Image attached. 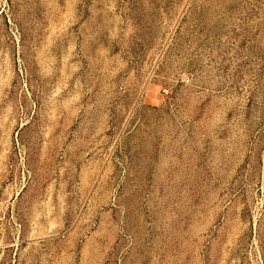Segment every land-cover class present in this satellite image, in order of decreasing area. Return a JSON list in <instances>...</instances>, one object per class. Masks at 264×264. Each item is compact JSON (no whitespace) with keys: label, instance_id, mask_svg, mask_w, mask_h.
Returning a JSON list of instances; mask_svg holds the SVG:
<instances>
[{"label":"rangeland","instance_id":"rangeland-1","mask_svg":"<svg viewBox=\"0 0 264 264\" xmlns=\"http://www.w3.org/2000/svg\"><path fill=\"white\" fill-rule=\"evenodd\" d=\"M0 264H264V0H0Z\"/></svg>","mask_w":264,"mask_h":264}]
</instances>
